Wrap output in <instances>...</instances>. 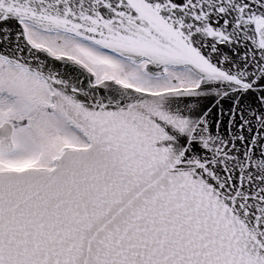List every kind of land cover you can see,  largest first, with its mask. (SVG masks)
<instances>
[{
	"label": "snow or ice",
	"instance_id": "1",
	"mask_svg": "<svg viewBox=\"0 0 264 264\" xmlns=\"http://www.w3.org/2000/svg\"><path fill=\"white\" fill-rule=\"evenodd\" d=\"M0 264H264V0H0Z\"/></svg>",
	"mask_w": 264,
	"mask_h": 264
}]
</instances>
